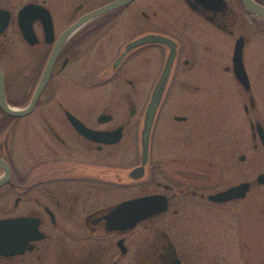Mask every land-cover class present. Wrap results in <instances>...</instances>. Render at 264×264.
I'll return each instance as SVG.
<instances>
[{
    "label": "flooded vegetation",
    "instance_id": "af4514ba",
    "mask_svg": "<svg viewBox=\"0 0 264 264\" xmlns=\"http://www.w3.org/2000/svg\"><path fill=\"white\" fill-rule=\"evenodd\" d=\"M113 1L0 0V70L8 104L27 107L48 74L28 114L0 110V158L6 164H0V220H12L5 225L7 253H0V264H175V258L178 264H216L196 258L212 235L206 215L213 205L229 204L223 230H230L235 202L245 200L254 184L243 179L250 183L244 197L212 201L210 194L240 182L208 191L202 161L217 155L219 128L231 124L224 111L229 102H218L227 98L219 91L222 69L233 80L230 103L242 110L244 144L249 147L252 138L254 147L256 141L262 146L257 124L264 129V73L256 55L264 52V15L243 0H129L102 10ZM251 1L264 8V0ZM200 23L232 43L221 70L213 46L219 35L201 30ZM151 36L169 39L174 58L142 164L145 111L171 52L164 42L133 44ZM238 40L248 88L233 69ZM14 75L19 100L7 94ZM97 89L102 98L92 100L88 94ZM207 92L216 102H203ZM69 114L90 130L120 129V139L88 137ZM204 121L212 127L203 130ZM136 167L140 176L131 173ZM146 195H163L167 209L133 226L109 224L116 205ZM191 209L201 215L195 231L187 224ZM259 226L258 264H264L262 204ZM228 234L234 242L233 228ZM244 246L239 243L248 252L241 262L250 264L257 254Z\"/></svg>",
    "mask_w": 264,
    "mask_h": 264
},
{
    "label": "rangeland",
    "instance_id": "374dc122",
    "mask_svg": "<svg viewBox=\"0 0 264 264\" xmlns=\"http://www.w3.org/2000/svg\"><path fill=\"white\" fill-rule=\"evenodd\" d=\"M200 24L201 26L204 25L201 30L206 28L216 35H219L217 39L213 41V46L218 53L217 62L219 65L218 69H220V66H225L229 63V55L232 53V43L224 34L214 31L203 23ZM260 47H263L264 50V43L260 44ZM257 51L259 52L256 55L257 64L259 65L261 63L259 66H262L264 73V52L261 51V49ZM249 57H252V50ZM221 72L223 79L219 80V91H223L227 98L221 100V97H219L218 102H229V105L225 106L226 108H224V111L229 120V122L227 121L228 124H231L227 125L225 128H219L216 141L214 140L218 150L217 155L203 156L202 167L204 170H207V175L209 177V180H207V184L210 186L208 191L225 188L243 179L250 180L254 184L245 200H238L235 202V206L238 209L235 210L233 222L229 227V229L233 228L234 242H232L231 235L228 234L231 229L223 230V221L227 219V215L223 212L227 210L229 204L213 205L212 210L206 215L208 227L212 229V235L203 253L198 251L196 258L204 262L207 261L208 263L217 260L218 263L216 262V264H242L241 260L243 255V258L247 256L245 255V248L242 250V247H239L240 243L243 246L246 245V247H250L249 251L251 255L257 254L255 259L251 258L250 264H258V248L262 243L259 226V209L261 204L264 207V185L255 183V178L259 172L264 171V148L258 141H256V147H254L255 141L252 138H250L249 147H246L244 144V135L242 131L245 124L242 117V110L237 107L236 104L230 103L234 102L233 92L235 90L233 87V80L231 79V73H228L224 69H222ZM10 81V85L7 89L8 97L12 100H19V93L21 92L19 89V75L12 76ZM225 83L231 84L223 88L222 85ZM89 93L88 95L92 100L94 98H102L103 95V91L98 89L97 91H90ZM107 93L110 95L112 92L107 91ZM207 96L208 99L203 102H216L213 97L211 98L210 92H207ZM203 123V130L205 127H212L210 122L204 121ZM208 132L209 134L207 135L210 137L213 131L211 130ZM204 137L211 141L205 134ZM204 147H206V150L208 149L207 146ZM241 154L245 155L243 160L239 159V155ZM246 165H248L249 168L248 172ZM198 201L201 202V200ZM190 217L191 220L187 224H189L191 231H195L200 227L197 220L201 219V215L197 211L195 212L191 209ZM224 224L227 225V222H224ZM193 244H196V241H194ZM246 253L248 254V252Z\"/></svg>",
    "mask_w": 264,
    "mask_h": 264
},
{
    "label": "water",
    "instance_id": "95a60500",
    "mask_svg": "<svg viewBox=\"0 0 264 264\" xmlns=\"http://www.w3.org/2000/svg\"><path fill=\"white\" fill-rule=\"evenodd\" d=\"M129 0H115L112 3L108 4L106 7L102 8V10L109 9L115 7L119 4L125 3ZM244 3L251 8L253 11L264 15V8L256 5L251 0H243ZM3 26H0V31ZM148 40H153L156 42H164L170 45L171 52L167 57L166 63L162 70V73L152 91L151 100L146 108L143 124L140 131V143H141V162L145 164L148 157V144H149V135L152 128L154 116L156 113V109L158 107V102H160L162 92L164 89V84L167 79V76L170 71V67L172 64V60L174 58V49L173 45L170 43L169 39L159 36H151V37H143L133 44H138L142 42H146ZM233 69L235 76L237 79L243 84L244 87L248 88L249 81L248 77L242 62V42L238 40L235 43L234 53H233ZM48 77V74H44L41 82L38 84L35 89L31 101L28 106L25 108L13 107L8 104L5 95V85H4V76L0 70V110L12 117L24 116L28 114L34 107L35 101L37 100L42 88L45 84V81ZM74 124V126L82 132L84 135L100 139L107 143H114L120 139L121 132L120 129H115L113 131H94L86 128L80 121H78L71 114L68 115ZM257 131L260 142L264 147V129L261 125L257 124ZM0 164L6 165L5 162L0 158ZM133 176L141 175V167H136L132 170ZM256 181L258 183L264 184V171L260 172L256 176ZM250 187V183L248 181H243L238 184L229 186L223 190L210 194L208 197L210 200L215 202L227 201L234 198L244 197L246 192ZM167 209V201L163 195H146L138 198L130 199L123 201L116 205L112 210L111 214L108 217L109 224L114 227L115 223L120 226H133L138 221L149 217L154 214L161 213ZM12 220H0V253H7V241L5 234V225ZM15 251V250H13ZM12 251V252H13ZM175 264H178L177 259L175 258Z\"/></svg>",
    "mask_w": 264,
    "mask_h": 264
}]
</instances>
